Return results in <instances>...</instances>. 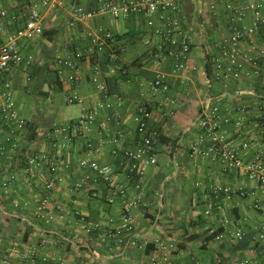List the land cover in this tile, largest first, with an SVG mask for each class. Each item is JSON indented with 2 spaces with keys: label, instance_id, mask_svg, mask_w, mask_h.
Masks as SVG:
<instances>
[{
  "label": "crops",
  "instance_id": "1",
  "mask_svg": "<svg viewBox=\"0 0 264 264\" xmlns=\"http://www.w3.org/2000/svg\"><path fill=\"white\" fill-rule=\"evenodd\" d=\"M108 1L119 0H65L60 8L41 7L44 30L54 28L52 36L42 33L26 41L24 60L0 75V91L4 81L11 83L19 115L30 121L44 112V125L32 140L26 137L27 129H13L0 119V264L9 259L11 264H237L242 259L264 264V240L258 238L264 226V185L242 171L224 172L214 156L191 154L197 133L190 126L209 95L220 94L217 103L222 108L236 113L234 109L242 106L253 118L264 108V63L254 62L264 49V29L243 41L242 50L251 60L238 84L226 90L207 73L213 57L222 53L221 40L240 25L232 21L233 8L245 6L247 0H177L178 10L166 15L177 19L189 35L186 63L191 66L178 72L173 68L181 59L169 54L173 47L163 34L165 14L154 15L152 23L140 13L114 16L103 9ZM25 4L26 0H0V9L8 12L0 15V43L23 23ZM79 8L97 12L88 18L77 14ZM12 15L18 17L16 22ZM250 21L248 13L245 22ZM106 32L116 39L101 47ZM58 55L70 65L59 64ZM96 67L100 74L95 76ZM159 71L168 74L167 94L151 93ZM54 73L62 81L60 91L40 83ZM39 83L50 91L47 96L38 93ZM74 92L83 102L65 103V94ZM149 101L151 124L161 138L154 145L158 161L147 166L139 187L124 153L139 148L135 116ZM92 108L97 114L90 132L67 140L70 121ZM170 109L175 111L171 116ZM57 140L65 145L53 147ZM56 151L61 154L59 180L46 192L43 157L51 159ZM33 156L39 163L27 164ZM83 158L110 164L111 181L82 168ZM86 176L88 181L80 187ZM216 185L229 188V194L215 198ZM115 187L139 199L130 212L124 210L128 201ZM51 213L54 217L49 219ZM235 223L245 231L242 239L229 232ZM94 225L97 228L89 230ZM216 229L220 232L208 239ZM159 242L169 247L168 254Z\"/></svg>",
  "mask_w": 264,
  "mask_h": 264
},
{
  "label": "built area",
  "instance_id": "2",
  "mask_svg": "<svg viewBox=\"0 0 264 264\" xmlns=\"http://www.w3.org/2000/svg\"><path fill=\"white\" fill-rule=\"evenodd\" d=\"M65 4V0H26L24 11V21L15 30L9 32L6 39L0 43V75L8 72L11 67L21 63L24 60L22 47L26 41H31L43 33V21L41 7L60 8ZM232 9V5H228ZM179 3L177 0H119L117 2H106L105 10L111 12L114 16H130L136 13L145 15L149 22L152 23V17L157 14H165L168 20L166 28L163 31L165 38L172 45L173 49L169 54L175 56L180 62L176 63L173 72L180 70H188L191 68L186 63V59L190 52L189 35L181 27L177 19L166 15L167 11L178 10ZM102 9H99L100 11ZM234 14L232 21L240 23L233 28L232 33L221 40L222 53L214 56L212 59L211 70L207 71L215 80L224 85V89L228 90L234 84H238L242 79L245 63L251 60L250 55L242 50L243 41L248 37L257 35L260 29H264V0H247L245 6L233 8ZM97 11H84L82 8L77 9V14L84 17H92ZM248 13L251 14L250 23L245 22ZM1 16H7L8 12L5 9H0ZM16 15H12L11 19L16 22ZM155 32H161L156 29ZM1 37V33H0ZM115 35L111 32H106L102 36L100 46L102 47L107 40L114 42ZM177 46L179 48H177ZM56 60L59 64L70 65L68 59L62 55H58ZM259 61L254 60L255 64L260 61L264 63V49H260L258 54ZM62 73V69H59ZM259 73V71H257ZM100 74L98 67L95 68V76ZM73 79V76L69 77ZM3 89L0 91V119L4 124L16 130H25L27 120L19 115L16 109V101L14 99L11 83L3 82ZM99 88L106 90L105 83H100ZM170 85L168 82V74L164 71L157 72L154 81L151 83V93L167 94ZM255 94L253 91L250 92ZM221 95H209L203 102L196 118L191 123L190 127L197 133V139L191 145V154H201L206 157H215L220 161V165L224 172L242 171L250 180H255L259 184L264 185V108L260 109L259 116L253 118L248 115L242 106H238L232 112L231 107L225 106L222 108L217 100ZM64 102L82 103L83 97L77 93H67L64 96ZM107 107H111L110 103H106ZM174 110L170 109L167 115H173ZM97 109H86L83 113L70 121L66 127V139L70 140L75 136L85 135L89 133L92 123L96 118ZM112 118L111 116L108 119ZM153 111L150 108V101L138 107V112L135 116L137 121V133L140 139L139 148L137 151L127 150L124 156L129 160V171L133 173L137 185L141 187L147 166L157 163V155L154 152V145L158 138V129L151 124ZM122 134H120L121 136ZM238 138L239 142L235 143ZM64 142L59 140L53 141V147H63ZM249 153H252L249 155ZM61 154L56 151L53 156L44 155L43 162L46 164L47 177L44 179L43 190L48 192L52 186L59 180V158ZM29 164L34 165L39 163L36 156L29 158ZM82 168H87L90 171L98 173L105 181H111L112 167L108 163H101L97 159L83 158L80 161ZM88 181V176L83 177L79 186H83ZM3 187L7 190V182H3ZM120 194L128 201L124 210L130 212V208L139 203V199H130L126 196L125 190L122 187H115ZM116 191V190H115ZM116 191V192H118ZM215 198H220L222 193L229 194L230 189L223 185H216L212 190ZM98 195V192H94ZM46 199H43V203ZM42 203V204H43ZM259 203L254 202V207L259 208ZM205 214H209L210 210H205ZM54 216L52 213L49 219ZM127 220V227L131 229L130 219L127 213L124 214ZM98 225L89 227V230H94ZM230 234L236 239H242L245 236V231L239 223L231 225ZM258 238L264 240V226L259 231ZM129 242L134 243L131 239ZM159 246L168 254L170 250L163 242H159ZM1 253V249H0ZM167 257V255H166ZM10 260V259H9ZM5 264H11L10 261ZM237 264H259L258 260H240Z\"/></svg>",
  "mask_w": 264,
  "mask_h": 264
},
{
  "label": "trees",
  "instance_id": "3",
  "mask_svg": "<svg viewBox=\"0 0 264 264\" xmlns=\"http://www.w3.org/2000/svg\"><path fill=\"white\" fill-rule=\"evenodd\" d=\"M55 29L54 28H50V29H45L43 30V34L48 36V37H51L52 35L50 34V32H54ZM207 69L208 71H210V68L207 66ZM42 81H40V83H44V82H47L49 84V86H54V90L55 91H60L62 90V81L61 79L59 78V75L57 73H54V77L52 78H49V77H44L41 79ZM39 84H37L38 88H39V91L38 93L41 95V96H47L49 94L50 91H44L42 89V86ZM39 112L41 109H38ZM42 114H44V112L41 110L40 112V115L39 117H36V118H33L31 119L30 121H27V126H26V129H27V139L29 140H32V139H36L37 138V128H39L40 126L44 125V122H42ZM159 135V133H158ZM158 138H161L160 136H158ZM157 138V140H158ZM26 163L28 164L29 161L26 159L25 160ZM24 161V162H25ZM25 164V163H24ZM220 231L218 229L216 230H213L212 233H210L209 235H207L206 237L209 239V238H212L214 236H216Z\"/></svg>",
  "mask_w": 264,
  "mask_h": 264
},
{
  "label": "rangeland",
  "instance_id": "4",
  "mask_svg": "<svg viewBox=\"0 0 264 264\" xmlns=\"http://www.w3.org/2000/svg\"><path fill=\"white\" fill-rule=\"evenodd\" d=\"M173 251V250H172Z\"/></svg>",
  "mask_w": 264,
  "mask_h": 264
}]
</instances>
